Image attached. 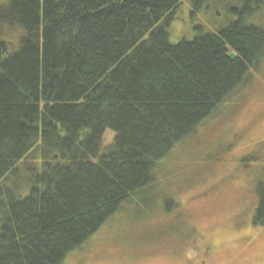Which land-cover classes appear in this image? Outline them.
<instances>
[{
    "label": "trees",
    "instance_id": "16d2710c",
    "mask_svg": "<svg viewBox=\"0 0 264 264\" xmlns=\"http://www.w3.org/2000/svg\"><path fill=\"white\" fill-rule=\"evenodd\" d=\"M186 3L207 29L170 43ZM262 70L264 0H0V264H68L127 205L167 211L165 162Z\"/></svg>",
    "mask_w": 264,
    "mask_h": 264
},
{
    "label": "rangeland",
    "instance_id": "374dc122",
    "mask_svg": "<svg viewBox=\"0 0 264 264\" xmlns=\"http://www.w3.org/2000/svg\"><path fill=\"white\" fill-rule=\"evenodd\" d=\"M188 6L169 24L170 43L191 40L195 26L207 29L206 19H190ZM243 91L202 138L165 162L155 194L172 187L171 208L160 203L168 210L155 214L150 203L127 205L68 264H264V226L252 225L254 188L264 181L263 70Z\"/></svg>",
    "mask_w": 264,
    "mask_h": 264
},
{
    "label": "water",
    "instance_id": "95a60500",
    "mask_svg": "<svg viewBox=\"0 0 264 264\" xmlns=\"http://www.w3.org/2000/svg\"><path fill=\"white\" fill-rule=\"evenodd\" d=\"M229 57L231 58V59H235V55L233 54V53H231L230 55H229Z\"/></svg>",
    "mask_w": 264,
    "mask_h": 264
}]
</instances>
